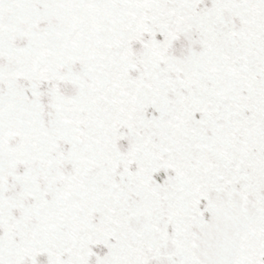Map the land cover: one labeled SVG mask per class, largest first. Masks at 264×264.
Masks as SVG:
<instances>
[{"label": "snow or ice", "instance_id": "snow-or-ice-1", "mask_svg": "<svg viewBox=\"0 0 264 264\" xmlns=\"http://www.w3.org/2000/svg\"><path fill=\"white\" fill-rule=\"evenodd\" d=\"M0 264H264V0H0Z\"/></svg>", "mask_w": 264, "mask_h": 264}]
</instances>
